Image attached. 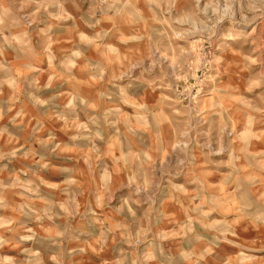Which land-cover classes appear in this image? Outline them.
<instances>
[{
    "label": "rangeland",
    "instance_id": "rangeland-1",
    "mask_svg": "<svg viewBox=\"0 0 264 264\" xmlns=\"http://www.w3.org/2000/svg\"><path fill=\"white\" fill-rule=\"evenodd\" d=\"M178 3L0 131V264H264V0Z\"/></svg>",
    "mask_w": 264,
    "mask_h": 264
},
{
    "label": "crops",
    "instance_id": "crops-1",
    "mask_svg": "<svg viewBox=\"0 0 264 264\" xmlns=\"http://www.w3.org/2000/svg\"><path fill=\"white\" fill-rule=\"evenodd\" d=\"M175 1L180 4L185 0ZM168 2L0 0L1 135L6 140H20L23 131L32 127L39 113L40 83H61L64 87L60 91L70 94L67 83L87 81L89 66L84 58L88 55L81 45L87 34H135L137 25L142 24L137 21L150 17L148 13L154 7L159 9ZM73 35L79 36L81 42L78 38L73 42ZM94 45L99 44L94 41ZM43 112L58 114L63 120L69 117L66 108L56 106L47 105ZM9 132L15 136L9 138Z\"/></svg>",
    "mask_w": 264,
    "mask_h": 264
}]
</instances>
